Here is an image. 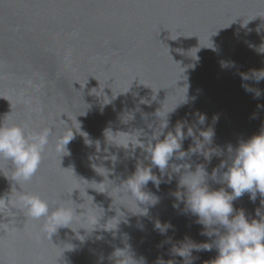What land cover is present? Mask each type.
I'll return each mask as SVG.
<instances>
[{"label":"water","instance_id":"95a60500","mask_svg":"<svg viewBox=\"0 0 264 264\" xmlns=\"http://www.w3.org/2000/svg\"><path fill=\"white\" fill-rule=\"evenodd\" d=\"M262 44L264 0H0V122L6 117L10 124L52 131L39 171L21 184V192L87 209L106 228L91 233L93 225L77 218L71 227L80 229L84 242L67 228L51 239L43 220L5 210L0 216V264H114L109 257L125 244L146 264L159 258L184 264L171 254L174 245L186 237L212 243L215 237L201 235L198 217L176 199L175 193L183 190L172 165L186 163L193 171L203 165L211 176L228 160L229 145L235 149L264 129V80L241 78L242 73L251 77L252 70H264V53L258 51ZM242 84L261 96L255 98ZM174 109L165 135L178 121L185 122V133L188 127L211 128L213 142L207 148L221 155L210 162L200 153L184 160L174 156L164 173L153 167L159 188L149 181L143 190L158 203L139 204L147 209L142 215L146 213L134 199L118 195L124 189L117 186L138 165L150 167L151 160L142 148L109 145L104 133H117L107 134L110 144H135L140 137L146 146ZM197 113L206 116L204 124ZM79 123L91 145L75 132ZM70 127L74 139L67 152H58L57 140ZM190 146L193 139L187 138L182 150ZM107 155H115V163L105 160ZM92 163L109 172L103 167L95 171ZM208 183L212 190L231 192L211 179ZM16 189L9 162L0 160V197L10 194L15 200L21 194ZM261 199L257 194L253 203L245 193L233 206L258 220L257 209L264 212ZM157 221L172 227L162 235L155 229ZM217 255L215 249L194 250L186 264H207Z\"/></svg>","mask_w":264,"mask_h":264},{"label":"clouds","instance_id":"9594fccd","mask_svg":"<svg viewBox=\"0 0 264 264\" xmlns=\"http://www.w3.org/2000/svg\"><path fill=\"white\" fill-rule=\"evenodd\" d=\"M211 48L214 49L213 44ZM258 51L264 53V44L260 46ZM226 66L227 62H222V67ZM252 77L259 83L264 80V70H252L251 77L246 73L241 74L242 80L245 81ZM242 87L248 92L254 91L255 98H259L262 94L259 90L250 88L247 84H242ZM109 103H111V100ZM109 103H104V106ZM141 103L149 102L142 100ZM175 109L166 114V119L159 123L146 146L140 137L137 138L135 144L131 142L127 145L110 144L107 134L111 132L115 136L117 133L114 134L110 129L105 130L104 135L109 145L124 149H129L131 146L133 151L137 147L142 148L147 152V158L151 160L150 167L138 165L135 173L117 186L124 189L118 195L121 198L127 195L134 199L138 207L139 204L155 206L158 203L156 197L143 190L149 181L159 188L161 180L153 174V167H158L161 173H164L169 168V162L174 156L178 160H184L192 154L200 153L210 162L212 156L221 155L216 149L207 148L213 142L214 130L211 128L203 131L188 127L187 133H185V122L178 121L174 130L168 131L165 135V129L169 127V114L174 112ZM160 110L155 113L159 121L161 120ZM197 115L199 124H204L206 116L199 113ZM5 118L0 122V160L9 162L12 168V180L20 188L19 191L17 189L16 191L21 194L15 200L12 199L10 194L0 197V216L3 215L5 210L19 211L28 219L43 220V231L51 239L59 229L67 228L75 233L77 239H79L78 237L83 238V240H79L84 242L85 236L80 234V229L74 231L71 227L77 218H83L93 225L91 233L97 227H103L106 230L104 226L97 222L94 216L89 215L87 209L82 207L73 208L62 201L49 202L38 195L21 192V184L31 181L39 171L52 131L49 128L38 131L32 130L28 124H10L6 122ZM215 119L217 118L214 117ZM70 129L57 140L56 150L58 152H67L66 146L74 139L75 129L71 127ZM75 132L80 135L83 133L82 136L86 137L85 143L87 145L92 144V141L87 138V134L81 131V124L79 131L75 130ZM187 138L193 139L194 146H190L187 151H184L182 150L183 142ZM207 141H210V143H206ZM96 148L99 152V141L96 142ZM107 151L105 149V152ZM228 152V160L222 161L213 170L211 176H209L203 165H198L194 171L191 165L186 163L172 165V171L180 174L178 188L183 190L175 193L176 199L185 203L186 211L198 217L196 222L204 228L201 235L209 238L215 237L212 243H195L186 237L184 241L174 245L171 254L182 257L184 264L192 257L194 250L212 251L213 249L218 252V255L207 264H264V212L257 209L256 215L259 219L250 220L243 209L236 210L233 206L235 200L245 195V193H249L253 203H255L257 194H259L262 198L261 206L264 207V129L261 130L260 134L252 136L246 142H241L239 147L235 149L229 145ZM89 159L91 161L93 158L90 157ZM104 159H111L115 163L117 157L107 155ZM92 167L96 171L97 168L103 166L98 167L95 163H92ZM171 178L169 176V181ZM209 179L218 184L226 185L231 192L226 191L223 187L219 190H212L208 183ZM173 206L178 207V204ZM141 210L146 213L142 215H147V209ZM171 227V224H162L159 221L155 224V229L162 235L166 234ZM81 229L89 233L87 229ZM109 259L114 261V264H146L144 258H135L130 244H125L122 249L117 248ZM156 264H176V262L174 260L164 261L163 258H159Z\"/></svg>","mask_w":264,"mask_h":264}]
</instances>
